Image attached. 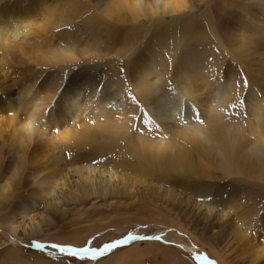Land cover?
<instances>
[{
    "label": "bare ground",
    "instance_id": "bare-ground-1",
    "mask_svg": "<svg viewBox=\"0 0 264 264\" xmlns=\"http://www.w3.org/2000/svg\"><path fill=\"white\" fill-rule=\"evenodd\" d=\"M149 1L151 4L143 3V0H66L68 7L66 16L55 24L49 16L54 11L49 0H0V50L5 57L0 59V71H3L1 68L10 67V62L23 69H28L29 66L48 70L56 66L70 67L83 58L91 56L104 58L115 48L117 49L115 54L121 55L142 43L145 36L152 32L154 35L149 41L160 39L167 54L173 55L171 56L175 62L174 69L177 72L175 82L178 87L176 90H166L158 94L161 89L157 84L160 82L161 74L152 59L151 48L147 46L141 49L139 60H135L136 62H133L129 69L132 84L145 105L149 106L155 124L164 134H169L177 140L150 141L140 137L139 150L142 161L135 160L125 164L114 162L110 167L103 164L100 166V163L98 169L99 167L91 166V158L94 159L95 154L91 149L95 146L98 150L101 148L103 152L113 149L110 147L111 143L120 139L119 134L128 128L130 120V115L119 108L124 104L115 91L97 88L85 91L83 86L93 83L92 76L87 74H74L63 85L62 83L57 85L59 76L48 74L38 84L27 85L18 90L17 100H10L9 97L4 100L9 88L6 85L3 87V84L0 88V103L6 110L5 134L0 136V147L5 155L3 157L0 154V174L3 168L5 170L0 176V195L3 200L12 196L11 182L17 181L20 184L33 176L35 189L30 197L46 201V210L52 214L62 212L57 202L58 192L55 193V187H61L59 193L63 203V196H66V201L74 205L84 203L91 198L118 200L135 197L141 198L148 204H157L172 196L176 190H184L181 184L167 178L170 174L191 175L212 180L218 177H214L216 176L214 173L219 170L221 176L239 175L248 180L264 182V130L260 132V126L264 127V86L262 85L264 69H257L256 76V86L263 88V98L257 101L254 99L256 96L254 91L247 92L244 101L248 109L251 107L247 115L249 119L244 124V128L237 127L239 124L235 125L233 119L232 122L229 120L231 124L222 123V118H225L217 109V105L224 101L221 83L218 80L212 82L209 80L208 72L194 66L192 64L194 55L190 54L193 49L201 47L200 43L208 39V31H214L215 36L220 39L218 46L215 47L218 51V53L214 52L215 58H219V55L226 50L235 60L263 48L264 35L262 36V33L254 28L244 29L248 32L244 36L238 35L235 32L238 29L232 26L239 24L243 27L244 24L239 21L235 24V20H223L220 15L224 7L219 0L212 7L215 19L213 24H209L210 19L207 18L203 19L204 24L202 22L199 25L192 17L185 15L181 18V30L177 37V31L173 30L178 22L177 19L165 22L164 16H177L183 14L185 10L189 12L194 5L189 0H162L160 4L154 2L157 0ZM88 3L99 15H103L105 21L101 16H96V13L83 18V26L80 27L88 26L92 32L97 31V33H93L91 39L87 38L88 40L84 41H81L76 31H66V28L62 31L66 34H60L59 28L80 19L84 12H87ZM57 29L58 32L53 35L51 32ZM57 35H61V38L66 36L64 46ZM131 38L132 43L129 42ZM94 41H98L99 46L100 42L103 43L102 49L98 44H94L96 43ZM123 42H127L124 47H122ZM172 48L175 52H172ZM217 60L213 64L217 63L220 69L222 65L220 66ZM164 64L165 62L161 67H164ZM222 67V74L228 80L227 75L231 76L232 69L229 66ZM180 68H182L181 72ZM48 86L50 89L47 88V92L40 91L41 87ZM111 114H114L113 119H110ZM97 115L102 116V122L94 123L95 120L92 125L91 121ZM200 115L204 123L199 125L195 123L194 118ZM175 117L183 119L186 125L179 126L175 122L178 121ZM257 121L263 122L260 124ZM59 124L63 126L67 124L70 127H61L57 137L48 133L50 127L56 128ZM106 124L113 127L110 128ZM62 147H73L72 152L75 156L73 155L74 159L71 162L62 155ZM87 148L91 151L79 153ZM6 157L10 162L4 167ZM148 168L166 176L158 177L153 175V172L150 174ZM69 175H74L77 181L68 192L64 193L63 187ZM154 181L166 182L170 188L163 190L153 187ZM189 186L187 190L195 191L198 195L209 193L208 191L211 190L210 194L221 196L222 192L221 187L215 188L212 192L210 185L197 181ZM235 195L238 194L232 192L231 197L226 198L229 201L221 205L225 212L222 213L218 226L226 224L227 215L230 209H233L231 203L238 199ZM25 200L15 204L11 216L19 217L26 204L32 201L30 198ZM245 216L233 224H227L226 228L230 230L229 237L232 240L236 261L241 264H259L264 262V235L257 241L250 233L252 224L247 221L248 215ZM5 226L7 233L15 235L17 227L7 222ZM39 228L40 226L37 225L26 230V237L31 239L39 235ZM213 237L211 235L210 238ZM157 238L164 239L162 235ZM168 242L181 250L195 252L194 247L188 248L172 240ZM127 244H121L113 249L108 245L102 252L97 253V256L102 253L109 254L115 251L114 249Z\"/></svg>",
    "mask_w": 264,
    "mask_h": 264
},
{
    "label": "rangeland",
    "instance_id": "rangeland-1",
    "mask_svg": "<svg viewBox=\"0 0 264 264\" xmlns=\"http://www.w3.org/2000/svg\"><path fill=\"white\" fill-rule=\"evenodd\" d=\"M161 1L162 0H157L154 2L160 4ZM198 1L199 0H189V2L194 5L189 12L185 10L183 14L177 16H164L165 19H163L165 22H171L174 18L177 19L178 22L175 25V29H173L177 31V37L181 30V18L185 15L192 17L195 23L199 25L202 24V22L204 24V20L207 18L208 20L210 19V21H208L209 24L215 22L212 7L214 3L219 0ZM50 2L52 3L51 7L57 9L53 8L54 11L49 16L52 17L55 24H58V22L63 20L66 16L68 10L66 0H49V3ZM241 2V0H221L220 3H222L224 10L222 9V14L220 16L223 20H235V24H237L238 21L244 24L243 27L239 24H237V26H232L234 29L239 30H235L238 35L242 34V36H244L248 33L247 30L244 29L254 28L258 29L263 36L264 0H246L242 2L243 5ZM143 3H150V1L143 0ZM208 4H210L209 7ZM87 6V12H84V15L81 16L80 19H76L65 25L62 24L63 27L59 28L60 34H66L62 32L66 28V31H76L81 37V41H84L91 39L93 33H97V31L92 32L88 26L80 27L83 26V18L96 15V13V16L99 15L94 8H91L90 3H88ZM225 7H227V9H225ZM99 16H101V18L103 17V15ZM102 20L105 21L103 18ZM144 25L147 24L144 23ZM127 28H129V26H127ZM261 29L263 31H261ZM56 32H58V29L51 33L54 35ZM208 33L209 37L207 38L209 41L207 39L204 43H200L201 45L199 44L201 47L198 49H202L203 51H198L196 48L191 51L192 53L190 54L194 55L192 64L200 67L206 73L208 72L209 80H212V82L213 80H218V82L221 83L220 87L222 88L224 101L217 105V109L220 115H223L225 118H222V123L229 122V124H231L233 119L235 125L239 124L237 127L241 126L244 128V124L249 119V116L247 119V115H249L248 112L251 110V107L249 109L246 107L247 105L244 101L247 92L249 91V93H251L250 91H254L256 95L254 99L257 101L263 98V88L260 87V89L256 86V76L257 69H264V47L250 53L248 56L244 55L245 57H241L238 60H235L226 50L228 54L223 51L219 55V58H215L216 55L214 52L216 51L218 53L215 47L218 46V40L220 39L215 36L214 31H208ZM153 35L154 34L150 32L149 35L147 34L142 40V43L133 46V48L124 54H115V50H117L115 48L104 58L97 56L83 58L70 67L56 66L48 70L29 66L28 69H23V67H18L15 63L10 62V67L6 69L1 68L3 71H0V88L4 84L3 87L6 85V87L10 89V91L9 89L7 90L8 94L4 100L8 99L7 97H9L10 100H17L18 97L16 93L18 90L27 85H32L34 83L38 84L48 74L59 76L57 78L59 80L57 85L60 83H62V85L65 84L66 81L70 80L71 76L77 73L90 75L95 84L91 82V85L83 86L84 90L91 91L92 88H94L93 90L97 88L115 91L120 101L123 102L122 104H124L119 108L121 111H126L130 115L128 130L126 129L122 131V134H119L121 140L119 139L114 142L115 144L117 143L116 145L111 143L115 145L114 147H112V145L110 146L113 149L104 152L101 148L99 150L96 149L97 146L91 149L92 152L95 153L93 155L95 160L91 158L92 168H98L100 163V166L103 164V166L110 167L114 162H116V164H125V162L140 160L141 154L139 149L141 147V138H146L150 141H153V139L171 141L173 139L169 134H164L155 124L148 109L149 106L145 105L143 99L134 89L135 86L132 84L133 82L129 71L133 62H136L137 59L139 60L142 54L141 49L149 46L152 51V59L157 63L154 62L157 71L161 74L160 82L157 84L159 89H161L158 94L166 90L178 89L175 82L177 72H175L174 69L175 62L172 60L173 55L167 54V50L163 47L164 43L160 39L149 41ZM60 36L61 35H57V38ZM64 37L66 36H63V38L60 37V43L63 44L62 46L65 45ZM155 40L157 41L155 42ZM94 42H96L94 44H98L100 49L104 46L101 42V47L98 41ZM129 42L132 43L133 39L131 38ZM157 43H159L161 47ZM126 44L127 42L122 44V47L126 46ZM173 49L174 48H172V52H175ZM2 57H4V55L0 50V59ZM216 60L220 62V66H229L232 69L230 73L231 76L227 75V77L229 76L228 80L222 74L223 67L221 66L219 69L217 63L215 65L213 64ZM164 62V67H161V64ZM209 69H213L211 70L212 72H210ZM179 71L181 72L182 68H180ZM262 85L264 86V83ZM47 88L50 89V86L41 87L40 91H42V93L47 92ZM44 95H46V93ZM251 102H249V104ZM252 104H254V102H252ZM5 116L6 110L4 109V105L0 103V136H4L5 134ZM113 117L114 114H111L110 119H113ZM175 119L178 120L175 122L179 126L184 127L186 125L183 119L179 117H175ZM194 120L195 123L199 125L204 123V119L201 118V115L200 117L196 116ZM97 121L102 122V116L99 117V115H97V117L92 119L91 124L93 125ZM257 122L261 124L263 121ZM233 123L232 125H234ZM65 126L66 128L70 127L67 126V124ZM65 126L59 124L56 128L50 127L48 133L54 134L57 137L61 132V127L65 128ZM106 126L110 128L113 127L108 124H106ZM260 128V132L264 130V127L260 126ZM1 133L3 135H1ZM173 140L176 141L177 139ZM89 150L87 148L84 152L79 153H85ZM72 151L73 147H62V155L68 162L74 159L73 155L75 156V154H73ZM3 152L4 151L0 147V154L5 157ZM6 159L4 167L10 162L7 157ZM98 169H100V167ZM148 170L150 174L153 172V175L158 177L166 176L164 173L157 172L155 169L148 168ZM4 171L3 168V172ZM215 174L216 176L214 177H218L212 180L193 177L191 175H168V179L181 184L184 190H176L172 196H168V201L166 199L159 202L160 204H148L143 202L141 198L135 197L120 198L118 200L91 198L84 203L74 205L66 201V196H63V203L61 194L59 193L61 187H55V193L58 192L57 202L62 209V212L57 214H52L46 210V201L30 197V195L33 194L32 191L35 189L33 184L34 176L20 184L17 181L11 182L10 187L12 196L3 200L2 195H0V264H206V261H211L212 264H241V262L236 261L234 247L231 244L232 240L229 237L230 230L228 227L226 228V226L248 215L247 221L252 224L250 231L251 235L253 234L257 241L261 240L260 238L264 235V182L248 180L239 175L221 176L219 170H216L214 175ZM76 181L77 178L74 175H69L63 187L64 193L68 192L69 188H72ZM195 181L207 184L208 186L210 185L212 192H214L215 188L221 187V196L210 194L211 190L208 191L209 193H203V195H198L195 191L187 190V188H190L189 185ZM153 184V187L163 190L170 188L166 182L154 181ZM232 192L238 194L235 196L239 200L237 199L235 202L231 203L233 204V209H230L227 215L229 219H226V224L218 226L217 224L221 222V215L225 212V209H223L221 205L225 204V201H229L227 199L231 197L230 194ZM26 198H30L32 201L26 204L27 206L23 213L19 214V217L11 216L15 204L22 203V200ZM6 222L17 227L15 235L7 233V226H5ZM37 225L40 226L38 229L40 234L28 239L26 237V230ZM132 235H141L143 239L133 240L123 247L114 249L115 251H111L109 254L102 253L100 256H97V253L102 252L108 246L107 244L118 240H124L125 238L130 239ZM160 235H162L164 239L157 238ZM211 235L214 236L213 239L210 238ZM170 240L185 245L188 248L194 247L195 252L181 250L179 247L170 244V242H168ZM33 245L39 247L41 250L33 247ZM43 245H45V247H43ZM56 245L70 248L65 250L64 248H56ZM76 251L81 252L76 253ZM259 264H264V262H260Z\"/></svg>",
    "mask_w": 264,
    "mask_h": 264
},
{
    "label": "snow or ice",
    "instance_id": "snow-or-ice-1",
    "mask_svg": "<svg viewBox=\"0 0 264 264\" xmlns=\"http://www.w3.org/2000/svg\"><path fill=\"white\" fill-rule=\"evenodd\" d=\"M137 239H143V237H140V236H133L132 235V237L130 238V239H124V240H118V241H115V242H113V243H109V244H107V245H109V246H111V249H113V248H115V247H117V246H119V245H121V244H127L129 241H132V240H137ZM33 247H35L34 245H33ZM43 247H45V245H43ZM52 247V246H51ZM35 248H37V249H40L39 247H35ZM56 248H64V247H59L58 245H56ZM70 248V247H69ZM69 248H64L65 250H67V249H69ZM110 249V250H111ZM41 250V249H40ZM206 264H212V262L211 261H206Z\"/></svg>",
    "mask_w": 264,
    "mask_h": 264
}]
</instances>
